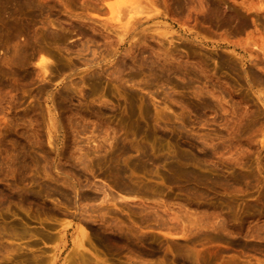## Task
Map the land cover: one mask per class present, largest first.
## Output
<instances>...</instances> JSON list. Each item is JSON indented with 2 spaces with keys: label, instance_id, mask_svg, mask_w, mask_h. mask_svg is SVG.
I'll return each instance as SVG.
<instances>
[{
  "label": "rangeland",
  "instance_id": "obj_1",
  "mask_svg": "<svg viewBox=\"0 0 264 264\" xmlns=\"http://www.w3.org/2000/svg\"><path fill=\"white\" fill-rule=\"evenodd\" d=\"M0 264H264V0H0Z\"/></svg>",
  "mask_w": 264,
  "mask_h": 264
},
{
  "label": "bare ground",
  "instance_id": "obj_2",
  "mask_svg": "<svg viewBox=\"0 0 264 264\" xmlns=\"http://www.w3.org/2000/svg\"><path fill=\"white\" fill-rule=\"evenodd\" d=\"M16 1H17V0H16ZM233 1L235 2V0H233ZM238 1L240 2V0H238ZM244 1H245V0H244ZM236 3H237V2H236ZM236 3H234V4H236ZM242 3H243V2H242ZM130 4H134V2H133V3H130ZM135 4L138 5L137 2H136ZM238 4H239V3H238ZM248 4H250V3L247 2V5H248ZM239 5H240V4H239ZM243 5H244V3H243ZM245 5H246V4H245ZM245 5H244V6H245ZM247 5H246V6H247ZM250 5H251V4H250ZM241 6H242V4H241ZM136 7H137V6H136ZM249 7H250V6H249ZM119 8H120V7H119ZM133 8H134V7H133ZM138 9H139V8H138ZM140 9H141V8H140ZM242 9H243V8H242ZM247 9H248V8H247ZM250 9H252V8L250 7ZM120 10H121V9H120ZM117 11H118V9H117ZM125 11L127 12L126 9H125ZM132 11H133V9L129 8V10H128V12H127L128 15L131 14ZM134 11H135V10H134ZM138 11H140V10H138ZM138 11H137L136 13H138ZM249 11H251V10H249ZM119 12H120V11H119ZM119 12H118V13H119ZM121 12L123 13V11H121ZM126 12H125V14H126ZM140 12L142 13V10H141ZM237 12H238V11H237ZM237 12H236V13H237ZM116 13H117V12H116ZM232 14H233V13H232ZM116 15H117V14H115V16H116ZM123 15H124V14H123ZM123 15H121V16H123ZM115 16H114V17H115ZM121 16H120V15H119V16H116V18H117V17H121ZM231 16H232V15H231ZM121 18H123V17H121ZM121 18H120V19H121ZM117 19L119 20V18H117ZM223 19H224V18H223ZM136 20H137V19H136ZM224 20H225V19H224ZM229 21H230V20H229ZM229 21H228V22H229ZM226 22H227V21H226ZM43 66H44V65H42V67H43ZM45 66H46V65H45ZM45 66H44V67H45ZM47 66H48V65H47ZM47 66L45 67V69L47 68ZM44 67H43V68H44ZM47 69H48V68H47ZM47 69H46V70H47ZM103 137H104V136H103ZM103 137H101L102 140H103V141H101L102 143L105 142V140L107 139V138H105L106 136L104 137L105 140L103 139ZM95 139H97V137H96ZM108 139H109V138H108ZM100 140H101V139H100ZM92 141L94 142V140H92ZM95 141H96V140H95ZM108 141H109V140H108ZM108 141H106V142H108ZM99 142H100V141H99ZM99 142H98V145H97V141H96V144H94V145H97V146H95V147H91V148H93V150H95V149H97V148L100 149L99 147H102V146H101V142H100V145H99ZM102 145H103V144H102ZM102 148H103V147H102ZM87 151H88V150H87ZM87 151H85V152L87 153ZM89 151H92V150H89ZM95 151H96V150H95ZM95 151H94V152H95ZM98 151H99V150H98ZM100 151H101V150H100ZM92 152H93V151H92ZM81 154H82V153H81ZM81 154H80V155H81ZM83 155H84V154H82V156H83ZM82 156H80V157H82ZM186 159H187V158H186ZM188 159H189V158H188ZM134 163H135V162H134ZM132 164H133V163H132ZM132 164H131V165H132ZM134 165H135V164H134ZM136 165H137V164H136ZM133 167H134V166H133ZM117 168H118V167H115V169H117ZM138 168H139V165H138ZM117 170H118V172H119V169H117ZM117 170H116V171H117ZM120 171H121V170H120ZM118 172H117V174H118ZM121 172H122V171H121ZM119 173H120V172H119ZM124 173L126 174V171H124ZM120 174H123V173H120ZM125 174H124V175H125ZM118 175H119V174H118ZM124 175H122V178H123ZM120 176H121V175H120ZM118 177H119V176H118ZM125 178H126V176H125ZM119 179H121V178L119 177L117 180H119ZM122 180H124V179H122ZM122 180H121V181H122ZM119 181H120V180H119ZM121 181H120V182H121ZM120 182L117 181V182H116V185H117V183H119L118 185H120V189L123 190V188H122L123 185H121ZM121 183L123 184V182H121ZM126 187H127V186L125 185V188H126ZM125 188H124V189H125ZM126 189L128 190L129 188L127 187ZM126 189H125V190H126ZM130 189H132V188H130ZM134 189H135V188H134ZM125 190H124V191H125ZM132 190H133V189H132ZM128 192H129V191H128ZM133 192H134V191H131V190H130L129 193L133 194ZM137 192H138V191H137ZM137 192H136V193H137ZM103 193H106V192L104 191ZM134 194H135V193H134ZM103 197H104V196H103ZM106 201H107V199H106ZM81 238H82V237H81ZM78 239H79V238H78ZM84 240H85V239H84ZM84 243H85V242H84ZM76 244H77V243H76Z\"/></svg>",
  "mask_w": 264,
  "mask_h": 264
}]
</instances>
